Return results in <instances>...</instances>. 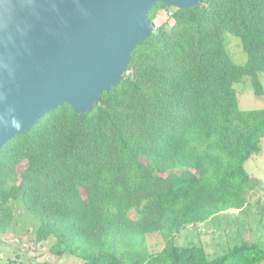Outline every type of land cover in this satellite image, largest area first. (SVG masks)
Returning a JSON list of instances; mask_svg holds the SVG:
<instances>
[{"label": "trees", "instance_id": "trees-1", "mask_svg": "<svg viewBox=\"0 0 264 264\" xmlns=\"http://www.w3.org/2000/svg\"><path fill=\"white\" fill-rule=\"evenodd\" d=\"M160 9L171 24H153ZM147 17L152 32L96 105L57 106L0 148V235L28 232L82 264H264V210L249 200L264 183L244 168L261 152L264 108L240 110L234 86L264 94V0L156 4ZM225 33L244 64L227 55ZM199 224L207 242L177 244ZM220 238L218 251L201 245Z\"/></svg>", "mask_w": 264, "mask_h": 264}, {"label": "water", "instance_id": "water-1", "mask_svg": "<svg viewBox=\"0 0 264 264\" xmlns=\"http://www.w3.org/2000/svg\"><path fill=\"white\" fill-rule=\"evenodd\" d=\"M201 0H0V148L62 104L84 114L121 81L156 5Z\"/></svg>", "mask_w": 264, "mask_h": 264}, {"label": "rangeland", "instance_id": "rangeland-1", "mask_svg": "<svg viewBox=\"0 0 264 264\" xmlns=\"http://www.w3.org/2000/svg\"><path fill=\"white\" fill-rule=\"evenodd\" d=\"M162 23L171 24V19L168 16V13L164 9H160L153 21L155 26H159ZM224 42L226 47V53L230 57L233 63L242 65L245 63L246 57L241 48L238 38L230 35L229 33L224 34ZM259 81L264 89V73L258 75ZM235 88H238V108L240 110H255L264 108V94L261 98H256L252 95L250 87L248 84L245 85H234ZM261 152L253 155L246 163L244 164L245 171L251 177L259 179L264 183V139L261 141ZM256 199L261 200L260 206L264 210V190H260L256 195L250 197L251 203L256 201ZM254 207H250L249 213L253 216ZM237 213V212H233ZM248 216V217H249ZM242 217V216H241ZM246 218L249 221V218ZM220 224H225L224 221H221ZM210 227H206L205 224H199L196 226H189L186 229L182 230L179 235L176 236L175 240L177 244L184 243L185 237L188 242H195V239H202L203 241H208L210 238ZM246 238L249 234L247 233ZM220 241H212L208 243V247L203 246V248L208 252L212 253L218 251L222 245ZM250 240V239H249ZM264 240V239H263ZM262 240V241H263ZM262 241L259 242L261 245ZM187 243V242H186ZM147 246L150 251H158L162 248L163 243L161 239L155 235H149L147 237ZM49 242H44L41 244H35L32 240L30 233H21L20 235H14L11 233L0 235V264H5L8 261L14 260L11 264H19V261H24L30 264H82V261L74 257H55L49 252ZM19 255V259L15 256Z\"/></svg>", "mask_w": 264, "mask_h": 264}]
</instances>
